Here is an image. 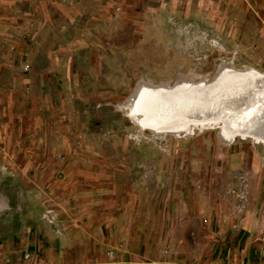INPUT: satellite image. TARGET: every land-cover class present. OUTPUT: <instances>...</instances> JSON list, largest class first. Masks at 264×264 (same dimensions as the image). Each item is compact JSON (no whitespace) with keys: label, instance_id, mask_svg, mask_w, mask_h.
I'll return each instance as SVG.
<instances>
[{"label":"rangeland","instance_id":"374dc122","mask_svg":"<svg viewBox=\"0 0 264 264\" xmlns=\"http://www.w3.org/2000/svg\"><path fill=\"white\" fill-rule=\"evenodd\" d=\"M222 66L264 73V0H0V264H264V101L230 141L125 107Z\"/></svg>","mask_w":264,"mask_h":264},{"label":"bare ground","instance_id":"6f19581e","mask_svg":"<svg viewBox=\"0 0 264 264\" xmlns=\"http://www.w3.org/2000/svg\"><path fill=\"white\" fill-rule=\"evenodd\" d=\"M262 101L264 73L251 67L238 70L232 66H222L212 82L203 79L197 83L190 78H182L174 85H155L141 81L125 107L141 128L155 131H158L157 126L166 125L170 132L178 134L184 129L180 125L192 123L201 128L213 126V129L221 122V135L230 141L237 133L242 136L251 133L236 130L231 132L233 135H228L223 118H228L235 127L254 124L255 119L263 114L260 108ZM208 116L216 118L208 119ZM258 138L254 139L264 143L261 137ZM8 207L6 199L0 194V212Z\"/></svg>","mask_w":264,"mask_h":264},{"label":"crops","instance_id":"0c3cea01","mask_svg":"<svg viewBox=\"0 0 264 264\" xmlns=\"http://www.w3.org/2000/svg\"><path fill=\"white\" fill-rule=\"evenodd\" d=\"M115 237H116V240H118L116 243H114V244H107V242H104L102 245V247L101 248H110V247H115V245H117V243H119V242H121L122 244H123V249L124 250H126V251H124L123 253H120V256H119V258L122 260V262H126V264L128 263L129 264V262H130V260H132V258H133V260H138L136 257H140V258H142L141 256H136L135 254H133L132 253V250H130V248L131 249H133L132 248V245L131 246H129V244H128V242L127 241H125L122 237H121V235L120 234H118V235H115ZM111 243V242H110ZM101 252V253H100ZM102 249L101 250H99V262H97L96 264H116V263H114V262H107V260H106V258L105 257H103V255H102ZM100 255H102V257L100 256ZM136 256V257H135ZM121 264H123V263H121ZM140 264H145V262H142V263H140Z\"/></svg>","mask_w":264,"mask_h":264},{"label":"built area","instance_id":"2783aa9c","mask_svg":"<svg viewBox=\"0 0 264 264\" xmlns=\"http://www.w3.org/2000/svg\"><path fill=\"white\" fill-rule=\"evenodd\" d=\"M105 255L106 257H108L110 260H112V262L114 261H118V257L120 256V253L123 252V245L122 244H118L116 246V249H112V250H106L105 251ZM137 262H133V264H136Z\"/></svg>","mask_w":264,"mask_h":264}]
</instances>
